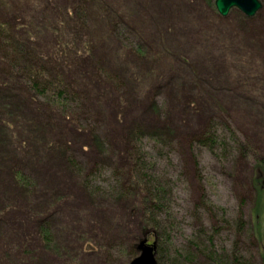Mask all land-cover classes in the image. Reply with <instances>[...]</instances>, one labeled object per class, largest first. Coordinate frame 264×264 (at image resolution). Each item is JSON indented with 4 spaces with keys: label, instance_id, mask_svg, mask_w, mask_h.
Instances as JSON below:
<instances>
[{
    "label": "rangeland",
    "instance_id": "374dc122",
    "mask_svg": "<svg viewBox=\"0 0 264 264\" xmlns=\"http://www.w3.org/2000/svg\"><path fill=\"white\" fill-rule=\"evenodd\" d=\"M76 2L20 0L14 13L19 20L31 12L40 30L41 20L52 21V8L63 13ZM215 2L101 0L99 11L90 7L80 34L93 43L87 56L122 82L106 90L89 85L88 116L100 123L95 133L104 149L88 142L84 124L82 137L62 123L42 129L33 96L0 86V264H129L137 258L131 200L91 196L84 187L92 173L109 189L114 179L124 180L114 177L129 171L118 153L134 130L143 144L131 139L130 155L135 148L148 153L145 168L171 190L162 200L172 209L161 218L158 264L189 255L190 241L209 236L217 222L228 219L235 230L241 213L247 234L253 232L251 183L258 164L264 168V0L250 18L236 9L223 17ZM5 11L0 5V16ZM214 133L218 142L208 139ZM41 223L50 228V247L39 237ZM236 232L244 230L231 239L241 243ZM255 262L262 264L259 254Z\"/></svg>",
    "mask_w": 264,
    "mask_h": 264
},
{
    "label": "trees",
    "instance_id": "16d2710c",
    "mask_svg": "<svg viewBox=\"0 0 264 264\" xmlns=\"http://www.w3.org/2000/svg\"><path fill=\"white\" fill-rule=\"evenodd\" d=\"M100 2L101 0H78L70 6L71 10L65 6L63 13L56 12L52 8V21L50 19L41 20L42 24L39 23L41 29L35 30L31 12H24L25 14L19 16V20L16 19L17 14L14 11L20 0H0V5L6 10V14L0 16V76L2 75L1 78H3L0 86L12 87L14 90L33 96V103L40 109L42 113H39L40 118L44 120L41 124L42 129H45L46 126L51 127L55 123H62L71 127L78 136L82 137L81 124H84L88 127V130L85 131V138H88V142L92 143L96 149H104V142L101 143L102 137L95 133V125H100L99 121L95 116H88L89 108L86 102L87 99L91 100V97H88L90 96L88 94L89 87L94 83L97 85V89L102 87L105 90L122 86L119 77L110 71L105 63L100 60L92 61L90 56H87L92 52L90 49L93 48V43L92 41L86 42L80 37L84 30L82 26L85 25L84 16L89 12L90 7H96L99 11L101 9ZM43 11L50 14L49 9H43ZM103 16H106L107 19L109 16L113 17V14L104 13ZM74 17L78 19L75 21ZM115 23L116 21L113 22V24ZM72 27L74 28L72 29ZM43 31L48 32L52 38L42 41L40 34ZM49 31L54 33L51 34ZM17 96L18 94H13L11 97L17 98ZM2 102H4L3 99L0 100V111L5 108ZM86 111L87 116L85 115ZM90 111L93 112L92 109ZM4 126L8 127V125ZM129 134L123 144L124 148L118 153L123 168L127 167L129 171L122 176L114 175L115 178L120 177L124 180L113 178L115 185L112 184L114 186L109 189L95 182L96 178L97 181L100 179L101 174L99 176V174L92 173L85 175L84 187L91 196L117 195L122 200H131L130 217H133V224L135 222L138 224H135L136 236L133 237L132 248L137 250L136 245L149 230L156 232L153 234H156L154 237L158 245L160 231L165 225V221H161L162 215L169 213L172 209L171 204L163 205L162 200L170 196L171 190L168 193L164 188L168 184L164 186L166 182H163L159 176L158 178L154 177L149 168H145L148 163H151L148 153H142L140 149L135 148V155H130L133 153V147H129L131 139L135 138L132 143L137 146L143 144V141L137 130L129 132ZM197 139L199 141L201 136L190 138L193 142ZM208 139L218 142L215 133ZM54 142L53 140L51 144H47L51 150L56 149V146H53ZM107 147L112 148V145L108 144ZM94 152L95 155H100L98 152ZM251 185L255 192L252 210L253 232L248 230L247 234L248 224L243 223L242 213L238 216L239 220L235 229L244 230V235L241 232H236L244 237L241 243L238 240H231L235 234L231 221L226 219L225 222H217L211 228L209 236H204L203 240L195 238L196 241H190L193 251L189 255L186 251L183 254L177 253L178 260L175 264H257L255 262L257 254L264 264V226L261 227L264 221V168L262 164H258L256 173H253ZM41 225V236L39 237L43 239L46 246L50 247L53 241L50 236V228H47L46 224L41 223ZM228 232H231L229 234L231 238H227V240L230 239V242L225 240L223 243L224 239L219 242L220 238ZM239 235L237 238L240 237ZM99 260L100 264H109L106 260ZM90 262L88 264H95L93 263L95 261Z\"/></svg>",
    "mask_w": 264,
    "mask_h": 264
},
{
    "label": "water",
    "instance_id": "95a60500",
    "mask_svg": "<svg viewBox=\"0 0 264 264\" xmlns=\"http://www.w3.org/2000/svg\"><path fill=\"white\" fill-rule=\"evenodd\" d=\"M215 1V8L217 12H219V14L223 17H228L231 10L233 9L241 11L248 18L255 17L263 7L262 0ZM157 248V241L149 245L147 238L141 239L137 245V251L140 252L139 256H137V258H135L130 264H158Z\"/></svg>",
    "mask_w": 264,
    "mask_h": 264
},
{
    "label": "bare ground",
    "instance_id": "6f19581e",
    "mask_svg": "<svg viewBox=\"0 0 264 264\" xmlns=\"http://www.w3.org/2000/svg\"><path fill=\"white\" fill-rule=\"evenodd\" d=\"M153 233H156V232H155L154 230H149V232L147 233L148 235L145 233L144 236H143V238H147V239H148V244H149V245L153 243V242H149V237H150ZM146 235H147V236H146ZM143 238H142V239H143ZM154 242H156V241L154 240ZM137 245H138V244H137ZM137 245H136V246H137ZM133 260H134V259H133ZM133 260H132V261H133ZM132 261H131V262H132ZM131 262H130V263H131ZM130 263H129V264H130Z\"/></svg>",
    "mask_w": 264,
    "mask_h": 264
}]
</instances>
